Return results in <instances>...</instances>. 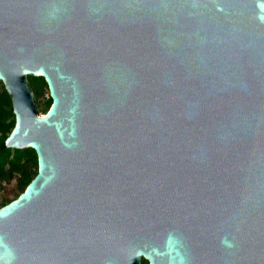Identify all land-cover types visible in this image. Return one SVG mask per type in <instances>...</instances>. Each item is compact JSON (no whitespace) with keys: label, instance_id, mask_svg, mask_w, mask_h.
<instances>
[{"label":"water","instance_id":"1","mask_svg":"<svg viewBox=\"0 0 264 264\" xmlns=\"http://www.w3.org/2000/svg\"><path fill=\"white\" fill-rule=\"evenodd\" d=\"M1 83L0 264H264V0H0Z\"/></svg>","mask_w":264,"mask_h":264},{"label":"trees","instance_id":"2","mask_svg":"<svg viewBox=\"0 0 264 264\" xmlns=\"http://www.w3.org/2000/svg\"><path fill=\"white\" fill-rule=\"evenodd\" d=\"M29 86L34 93L39 113H46L51 106L50 96L41 106L40 101L48 91L43 77L28 76ZM49 92V91H48ZM15 125L12 101L3 84L0 85V208L24 192L38 172V158L32 148L13 149L5 144ZM15 183L11 196L5 193L7 185ZM141 264H148L142 259Z\"/></svg>","mask_w":264,"mask_h":264},{"label":"rangeland","instance_id":"3","mask_svg":"<svg viewBox=\"0 0 264 264\" xmlns=\"http://www.w3.org/2000/svg\"><path fill=\"white\" fill-rule=\"evenodd\" d=\"M1 84H2V83H1ZM1 84H0V85H1ZM47 90H48V89H47ZM48 96H49V92L46 91L45 94H44V96L41 98V101H40L41 106H43L44 101H46V99L48 98ZM37 105H38V104H37ZM40 114H41V115H44V113H40ZM14 187H15V183H12V184H10V185H7V186H6V189H5V193L8 194L9 196H11Z\"/></svg>","mask_w":264,"mask_h":264},{"label":"flooded vegetation","instance_id":"4","mask_svg":"<svg viewBox=\"0 0 264 264\" xmlns=\"http://www.w3.org/2000/svg\"><path fill=\"white\" fill-rule=\"evenodd\" d=\"M48 87V86H47ZM49 91V90H48Z\"/></svg>","mask_w":264,"mask_h":264}]
</instances>
